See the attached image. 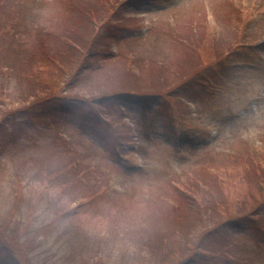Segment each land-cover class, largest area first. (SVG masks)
I'll use <instances>...</instances> for the list:
<instances>
[{
	"label": "rangeland",
	"instance_id": "1",
	"mask_svg": "<svg viewBox=\"0 0 264 264\" xmlns=\"http://www.w3.org/2000/svg\"><path fill=\"white\" fill-rule=\"evenodd\" d=\"M123 1L99 2L97 6L95 0H13L8 5L9 12L0 7L3 24L0 27V261L10 260L13 255L22 259L23 264H126L124 260L133 255L135 247L120 231V222L113 217L104 219L102 213L95 217L91 213L98 200L111 202L103 196L101 185L83 199L84 205L77 212L75 205L80 198L69 195V188L49 171V177L44 175L48 176V169L53 173L59 165L69 168L71 154L86 151L85 144L91 150L96 149L93 165L98 169H115L114 187L129 192L148 190L154 184L172 180L176 173L179 179L187 180L184 187L195 190V184L202 183L197 175L199 170L223 173L226 166L234 168V156L252 141L254 146L248 145V151L255 155L263 151L257 144L264 137V48L256 45L218 59L220 55L216 57L213 46L198 43V53H189L186 60L191 70L201 66L208 70L200 84L183 94L189 109L176 108L173 103L166 105V97L152 89L140 90L147 94L140 103L132 96L126 102H118L115 109L122 111L121 125L128 131V121H133L139 138L138 147L133 148L132 139L128 142L129 149L121 151V156L103 153L107 142L118 145L121 140L104 123L87 122L98 112L93 108L72 110L68 106L52 105L45 111H36L31 119L14 110L15 98L29 89L24 83L30 81V68L34 71L39 65L40 78L55 82L57 87L67 78L61 80L63 77L59 76L67 73L63 59L53 61L48 56L39 58L29 52L28 49L37 50L38 54L41 51L39 40L26 42L38 27L43 30L41 35L46 31V37L50 38V26L60 33L59 28L73 21L78 13L84 14L94 7L95 24L90 27L87 24L85 29H94L95 37L101 30L110 37L105 39L108 49H124L129 59L118 60L122 66L116 75H111L112 70L116 73L119 65H106L109 72L105 76L110 77L106 80L111 81L113 90L120 91L161 79V75L155 77L151 62L145 64V61H156L154 56L161 59L165 55L181 54L174 30L187 24L188 19L191 21L189 17L199 16L203 22L201 14H206L208 23L215 19L214 12H227V6L233 4L241 10L242 19H251L255 7L254 0H175L176 4L168 9L164 5L170 0H128L122 7ZM217 17L214 27L206 24L207 36L213 37L220 30L222 16L219 13ZM148 23L150 30L145 33L141 27ZM75 24L79 27V23ZM224 35L221 32L219 39ZM86 38L90 42L92 31ZM76 46L77 51L86 49L81 44ZM133 54L144 58L137 61ZM66 57L74 60L77 53H68ZM118 58L121 57L113 60ZM38 59L32 66L26 64L27 60ZM209 64L213 67H208ZM13 70L14 76L8 77L7 72ZM98 78L102 81L96 77L94 85L103 87ZM125 80L128 86L124 85ZM58 132L74 138L66 148L71 154L65 155L60 143L51 142ZM83 138L88 139L85 144ZM47 152H51L52 158L46 156ZM256 226L264 231L262 223L251 228L242 225L236 230L224 229L232 252L229 256L223 253L226 247L215 251V257L223 259L217 264H264V249L259 247L263 239ZM171 231V228L160 229L166 244L184 241L183 236ZM5 249L10 251L9 255L3 253ZM200 250V253L205 251ZM127 260L132 263L135 259ZM187 264L206 263L194 259Z\"/></svg>",
	"mask_w": 264,
	"mask_h": 264
},
{
	"label": "trees",
	"instance_id": "2",
	"mask_svg": "<svg viewBox=\"0 0 264 264\" xmlns=\"http://www.w3.org/2000/svg\"><path fill=\"white\" fill-rule=\"evenodd\" d=\"M9 1L12 2L13 0H0V2L5 4H9ZM95 1L97 6L99 2L104 4L107 1L114 3V0ZM14 4H16V1H14ZM227 7V12H214L216 17L219 13L221 14L222 24L220 30L213 37L207 36L206 14H201L203 22L199 16L197 17L198 19L191 16L189 17L191 21H188V19L186 21L187 24L183 26L181 24L180 28L174 30L178 36L176 43L180 46L181 54L165 55L161 59L154 56V60L157 59L156 61H145V64L151 62L150 65L155 70V77L161 75V79L158 82L135 85L133 88L128 87L117 91V93L116 90H113L110 80L103 82V87H96L91 79L97 74L93 73L88 76L84 74V72H88L91 69L87 64V59L92 57L91 51L97 44V37H95V34L93 35L95 33L94 27H92L93 30H90V28L85 29V25L88 24L90 27L95 24L94 18L97 16V12L94 9H89L84 14L78 13L73 21H69L66 25H63V28H59L60 33L56 32L50 38L41 37V46L45 41L47 43L49 40L47 46L48 48H53L51 54H49V51L43 54L34 53L36 57L48 56L53 61L57 58L63 59L66 65L64 70L67 73L64 75L59 74V76L63 77L61 80L67 78L57 87L55 82L40 78L41 76L38 75L40 72L38 70L39 65H36L34 71L30 68V81L26 80L24 83H27L26 86L29 89H27L25 95L15 98L16 107L14 110H28L35 107L36 104L42 105L62 98L88 101L96 95L98 96L93 100L99 99L100 96L111 94L124 95L125 93H134L136 91L140 94L142 92L140 90L147 89H152L154 92H160L165 97L172 98V93L176 86H181L180 84L184 82V84L188 83L190 81L189 77L197 70H191L186 59L189 53L193 55L198 53L196 50L198 43L199 45L205 43L207 46L209 44L213 46L215 53H222L226 47L228 49L238 47L249 41H255L259 38V35H264V25L260 21L255 22V28H252L250 20H246L245 23L241 20V10L238 6L230 4ZM106 9L109 10L107 7ZM263 16L264 11L261 12V17L264 18ZM75 23H79V27H75ZM80 27H83V30H80ZM91 31L92 39L88 42L86 37ZM221 32L225 33L223 39H219ZM77 44H81L83 48H86L85 51L75 50ZM68 53H71V55L77 53V58L70 60V55L69 58L66 57ZM120 57L110 62V64L119 65L118 69L115 68L116 73L112 70L111 75H116L120 71L122 61L118 60H129L124 56ZM142 58L144 57L141 56L138 60ZM27 61L28 66H32L39 59ZM130 68L133 69L132 65ZM128 71L130 72V70ZM80 81L81 84H78ZM127 81H124L126 86H128ZM148 85L159 86L148 87ZM144 87L145 89H142ZM13 91L16 94L18 89L15 88ZM176 101L178 100L174 99L173 103ZM10 103L13 104L12 102ZM179 106H183V104L176 102L175 107ZM110 111H105L107 119L114 125L115 129L122 132L120 129L121 117ZM54 142L61 144L65 155L71 154V151L66 149L69 146L66 139L55 138ZM259 142L257 145L263 148L259 155L248 151V145L253 147L254 141H252V144L247 143L246 151L234 153L236 154L234 156L236 166L234 168L226 166L225 171H223L224 174L220 171L211 172L205 170L201 172L199 170L197 175L200 176L199 180L202 183L195 184L197 185L195 190L184 187L187 180L179 179L178 173L172 180L166 179L165 183L154 184L148 190L132 189L131 192L125 189L118 190L114 187V175L111 171L108 172L104 167L98 169L96 164L93 165L88 154L79 153L78 151L75 156L71 154L69 168L59 165L53 173L48 169V176L46 173L44 175L49 177L50 172L53 174V178L71 190V192L69 189L67 190L69 195L80 198L77 199L79 201L75 205V211L77 212L78 208L84 205L83 199L86 196L96 192L100 185L103 187L105 194L103 196L111 202L98 200L99 204L93 211L91 208V213L93 217L102 213L104 219L105 217H113L120 222L122 225L120 231L135 247L133 255L128 256L129 259L135 260L130 263L127 258L124 260L126 264H180L185 262L189 255L196 254L202 255L209 259L211 263L216 264L218 262L222 263L223 259L218 260L214 255L215 251L226 247L225 251H222L223 253L232 252L230 248L232 244L230 240L227 242L228 238L223 234L224 229L236 230L240 224L254 226L262 223L264 225V137ZM53 151L58 152V150ZM51 152H47L46 156L52 158ZM114 152L111 153V156H114ZM101 169L104 170L97 174L96 171L99 172ZM55 199L54 197L53 200ZM165 228H171V232L174 231L183 236L184 241L175 245L166 244L160 232V229ZM256 228L259 229L258 226ZM200 249L205 251L200 253ZM3 253L9 255L10 251L5 249ZM105 256L111 258L109 253H106ZM11 257L10 260L4 259L0 261V264H23L22 259L19 257L13 255Z\"/></svg>",
	"mask_w": 264,
	"mask_h": 264
}]
</instances>
